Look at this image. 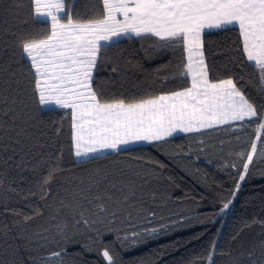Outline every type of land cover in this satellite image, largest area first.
<instances>
[{
  "label": "trees",
  "instance_id": "16d2710c",
  "mask_svg": "<svg viewBox=\"0 0 264 264\" xmlns=\"http://www.w3.org/2000/svg\"><path fill=\"white\" fill-rule=\"evenodd\" d=\"M66 4L81 16L99 11L98 0ZM43 20L34 16L30 0H0V109H11L8 116L0 111V264H107L105 248L115 264H208L213 243V264H264V134L239 181L247 156L238 153L250 150L258 121L77 159L70 110L38 104L30 61L17 44L19 37L45 34L49 25ZM203 41L210 77L237 79L264 113V90L257 70L245 62L238 27L206 30ZM176 80L170 45L152 36L104 44L94 72V87L105 99L175 90ZM54 167L50 195L41 199L40 182ZM81 188L91 204L75 210L61 206L73 202ZM97 193L99 201L93 199ZM85 209L90 223L77 224ZM26 215L33 218L25 221ZM152 228L158 231H145ZM62 249L61 257L44 260Z\"/></svg>",
  "mask_w": 264,
  "mask_h": 264
},
{
  "label": "snow or ice",
  "instance_id": "6c2138e0",
  "mask_svg": "<svg viewBox=\"0 0 264 264\" xmlns=\"http://www.w3.org/2000/svg\"><path fill=\"white\" fill-rule=\"evenodd\" d=\"M30 4L34 16L45 18L41 22L47 23L49 28L40 37H19L17 44L30 61L32 91L38 104H55L60 109L70 110L71 143L76 157L115 151L121 145L134 142L163 141L178 131L193 133L257 120L250 150L238 153L240 157L247 156L239 175V181L245 180L257 154V142L264 134V113L258 112L257 106L238 87L237 79L210 77L203 34L206 29L238 26L245 62L257 70L260 88L264 90V0H98L99 11L90 16H81L74 11V6H67L66 0H30ZM121 36H152L164 47H181L185 61L180 66L179 77L188 81L187 86L131 100L105 99L94 87V72L104 44ZM0 111L8 116L11 109ZM260 155L264 157V148ZM57 170V167L50 169L42 178L41 199L50 195L47 185ZM239 188L237 182L236 190ZM84 192L81 188L73 202L64 204L61 201V206L84 209V202L92 203ZM102 198L99 193L93 197L97 201ZM124 198L126 200L127 196ZM231 203L229 200L223 208L227 209ZM99 207L103 210L104 205ZM85 211L78 213L81 219L77 224L90 223L84 219ZM32 218L26 215L25 221ZM145 231L155 233L158 229ZM138 235L133 233V237ZM215 250L213 243L206 257L208 264H213ZM64 251H54L44 260L61 257ZM102 255L107 264H115L107 248ZM193 264L200 262L194 260Z\"/></svg>",
  "mask_w": 264,
  "mask_h": 264
},
{
  "label": "crops",
  "instance_id": "0c3cea01",
  "mask_svg": "<svg viewBox=\"0 0 264 264\" xmlns=\"http://www.w3.org/2000/svg\"><path fill=\"white\" fill-rule=\"evenodd\" d=\"M226 27H230V26H226ZM238 27V26H236ZM206 30H212V29H206ZM205 30V31H206ZM123 37H127V36H121V37H118V38H114L113 41L117 40V39H120V38H123ZM171 47V51H172V54H173V58H174V65H175V68H176V71L180 70V66L184 63L185 61V53L183 52V49L179 46H172L170 45ZM178 73H176V76H177ZM43 107H56L55 104H52V105H42ZM183 133V132H181ZM174 135V134H173ZM133 144L131 145H125V146H120L119 149H122V148H126V147H129V146H132ZM137 145V144H136ZM118 149V150H119ZM74 150V149H73ZM110 151H114V150H104V151H101V152H98V153H93L91 154L90 156L88 157H92V156H95V155H100V154H104V153H107V152H110ZM116 151V150H115ZM75 155V154H74ZM76 157V156H75ZM88 157H76L77 159H85V158H88Z\"/></svg>",
  "mask_w": 264,
  "mask_h": 264
},
{
  "label": "rangeland",
  "instance_id": "374dc122",
  "mask_svg": "<svg viewBox=\"0 0 264 264\" xmlns=\"http://www.w3.org/2000/svg\"><path fill=\"white\" fill-rule=\"evenodd\" d=\"M37 18H39V19H45V18H43V17H37ZM112 42V41H111ZM108 43H110V42H108ZM105 44H107V43H105ZM179 71L180 70H178V71H176V73H178L177 74V76H176V88H175V90H177V89H179L180 87H183V86H187V83H188V81L186 80V79H182V78H180L179 77ZM178 133H181V132H176V133H174V134H178ZM146 143H149V142H146V141H140V142H134V143H129V144H125V145H131V144H133L132 146H134V145H139V144H146ZM125 145H121V146H125ZM236 198V194H235V196L233 197V200ZM232 200V201H233ZM232 204V203H231ZM231 204L229 205V207L227 208V209H222V216L223 217H226V215H227V213H228V210L230 209V207H231Z\"/></svg>",
  "mask_w": 264,
  "mask_h": 264
}]
</instances>
